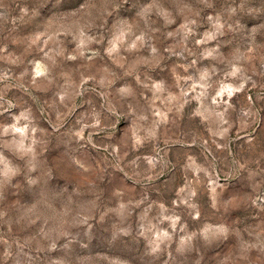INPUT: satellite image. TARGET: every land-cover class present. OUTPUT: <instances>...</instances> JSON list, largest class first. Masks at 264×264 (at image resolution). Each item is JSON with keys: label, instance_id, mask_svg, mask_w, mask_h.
<instances>
[{"label": "rangeland", "instance_id": "rangeland-1", "mask_svg": "<svg viewBox=\"0 0 264 264\" xmlns=\"http://www.w3.org/2000/svg\"><path fill=\"white\" fill-rule=\"evenodd\" d=\"M0 264H264V0H0Z\"/></svg>", "mask_w": 264, "mask_h": 264}]
</instances>
